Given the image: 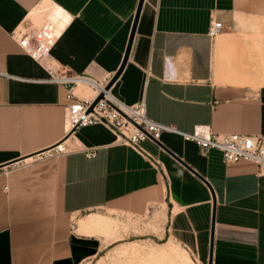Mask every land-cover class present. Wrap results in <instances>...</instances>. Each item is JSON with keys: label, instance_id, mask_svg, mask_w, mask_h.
<instances>
[{"label": "crops", "instance_id": "crops-1", "mask_svg": "<svg viewBox=\"0 0 264 264\" xmlns=\"http://www.w3.org/2000/svg\"><path fill=\"white\" fill-rule=\"evenodd\" d=\"M140 1L0 0V264H83L106 248L90 222L99 210L143 216L156 206L200 264H264V173L254 163H226L168 132L166 149L142 143L150 157L103 124L68 137V92L91 100L110 83ZM213 20L224 30L210 38ZM40 30L52 60L90 81L44 82L19 43ZM110 90L183 132L264 134V0H143Z\"/></svg>", "mask_w": 264, "mask_h": 264}, {"label": "built area", "instance_id": "built-area-1", "mask_svg": "<svg viewBox=\"0 0 264 264\" xmlns=\"http://www.w3.org/2000/svg\"><path fill=\"white\" fill-rule=\"evenodd\" d=\"M223 30V23L220 20H213L208 29V36L215 38ZM19 43L24 51L47 71L48 76L44 82L71 87L80 81H90L70 73L52 60L49 55L50 48L45 40V30L35 34L23 33L19 37ZM106 86L97 87L96 95L91 100H81L72 91L68 92L67 97L70 103L65 112L68 134L72 131L74 133L80 127L103 124L117 135L120 143L131 146L144 156L150 157L142 147L145 140L160 141L163 133H175L194 141L205 153L212 149L220 151L226 163L248 161L254 163L260 173H264V134H216L211 126L206 124L196 125L192 132H183L173 125L148 118L144 102L127 105L115 97L110 89L106 90ZM101 93L104 97L89 111L92 103ZM64 148L56 147V152H64L66 150ZM86 156L93 158L95 153L89 152Z\"/></svg>", "mask_w": 264, "mask_h": 264}, {"label": "rangeland", "instance_id": "rangeland-1", "mask_svg": "<svg viewBox=\"0 0 264 264\" xmlns=\"http://www.w3.org/2000/svg\"><path fill=\"white\" fill-rule=\"evenodd\" d=\"M98 213L108 223L98 226L94 233L103 238L106 248L83 264H186L184 257H181L182 254L179 255L180 257L177 256L178 259L174 256L176 253L173 254L172 250L177 249L178 241L167 230L168 217L163 207H153L143 216L124 215L104 210H99ZM99 228L101 229L98 230ZM179 245L182 250L189 252L193 260V263L189 264H200L192 251L180 243ZM158 252L160 253L156 255ZM178 254L179 252L176 255ZM180 258L183 259L180 260Z\"/></svg>", "mask_w": 264, "mask_h": 264}, {"label": "bare ground", "instance_id": "bare-ground-1", "mask_svg": "<svg viewBox=\"0 0 264 264\" xmlns=\"http://www.w3.org/2000/svg\"><path fill=\"white\" fill-rule=\"evenodd\" d=\"M81 84V83H80ZM82 85V84H81ZM30 160H33V158H31V157H29V158H27V159H25V161L27 162V161H30ZM104 216V215H103ZM105 218H106V216H105ZM108 218V217H107ZM111 221H112V219H110ZM86 221V220H85ZM84 221V222H85ZM114 221V220H113ZM90 222L91 223H93V224H95V225H104V224H106V223H108L105 219H103L102 217H99V216H97V217H94V216H92L91 218H90ZM87 223V222H86ZM85 223V224H86ZM89 223V222H88ZM82 224H84L83 222H82ZM81 224V225H82ZM84 224V225H85ZM90 224H88V226H89ZM91 226V225H90ZM89 226V227H90ZM84 227V226H83ZM105 227V226H104ZM101 228H99L98 230H100ZM102 229H104V228H102ZM178 245H176V247H177V249H175L174 248V246H172L173 248H174V250H172L173 251V254H177L178 252H179V254L178 255H174L175 257H177V256H179L180 254H182L181 255V257H184V261H185V263L186 264H189V263H193V260L191 259V257H190V255L188 254L189 252H187L186 250H182L181 249V247H180V245H179V243L178 242H176ZM173 244V243H172ZM174 245V244H173ZM169 247V246H168ZM171 248V247H170ZM173 248H171V249H173ZM169 249V248H168ZM171 249H169L170 251H171ZM171 251V252H172ZM125 252V251H124ZM175 252V253H174ZM160 252H158V253H156V255L157 254H159ZM162 253V252H161ZM125 254V253H124ZM150 255H151V253H149ZM191 254V253H190ZM133 255V254H132ZM162 255H163V253H162ZM161 255V256H162ZM147 256V255H146ZM164 256V255H163ZM149 257V256H148ZM160 257V256H159ZM180 257V256H179ZM179 257H177V259L179 258ZM153 258V257H152ZM155 258V257H154ZM160 259V258H159ZM181 259H183V258H180V260ZM162 260V259H161ZM165 262V261H164ZM171 262V261H170ZM184 264V263H183Z\"/></svg>", "mask_w": 264, "mask_h": 264}, {"label": "water", "instance_id": "water-1", "mask_svg": "<svg viewBox=\"0 0 264 264\" xmlns=\"http://www.w3.org/2000/svg\"><path fill=\"white\" fill-rule=\"evenodd\" d=\"M142 3H143V0L140 1V4H139V8H138V14H137V17H136V20H135V24H134V27H133V31H132V35H131V38H130V41H129V45H128V49H127V52H126V57L124 59V62L121 66V68L119 69V71L116 73V75L113 77V79L110 81V83L106 86V90L110 89L111 86L114 84V82L118 79V77L120 76L125 64H126V61H127V58H128V53H129V49H130V45H131V42H132V38H133V35H134V32H135V29H136V24H137V20H138V16L140 14V10H141V7H142ZM104 97V94L101 93L96 99L95 101L92 103L91 107L89 108V111H91L93 109V107L96 105V103L102 99ZM73 133V131H72ZM70 133V135L72 134ZM68 135V137L70 136ZM156 141V140H154ZM161 147H163L164 149H166L163 145H161L159 143V141H156Z\"/></svg>", "mask_w": 264, "mask_h": 264}]
</instances>
